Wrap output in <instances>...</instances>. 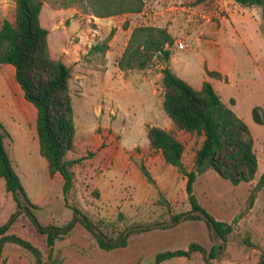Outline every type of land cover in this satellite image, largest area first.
Wrapping results in <instances>:
<instances>
[{
  "label": "rangeland",
  "instance_id": "1",
  "mask_svg": "<svg viewBox=\"0 0 264 264\" xmlns=\"http://www.w3.org/2000/svg\"><path fill=\"white\" fill-rule=\"evenodd\" d=\"M219 1L221 3L217 0L200 1L203 9L213 10L210 15L212 21L235 2ZM196 3V0H143L142 10L138 13L104 17L94 23L84 0L42 2L39 22L48 31L50 56L63 62L70 70L68 83L75 126L70 157L77 159V163L73 166L72 187L67 201L91 217L110 236H115L125 227L149 226L143 231L131 232L125 246L105 251L99 249L89 233L76 222L61 240L53 244L56 264H152L157 252L186 249L191 242L208 251L215 243L202 220H180L166 228H153L154 223L169 222L171 214L189 210L190 204L185 191V177L166 164L158 151L149 147L146 126L157 125L169 130L183 144L181 159L188 170L193 166L194 152L201 136L175 129L162 111L160 63L155 58L143 69L119 70L116 65L120 56L118 49L124 41L121 32L124 23L131 29L136 25L163 27L174 37L171 45L173 71L188 85L198 88L205 76V62L215 64L216 48L214 45L207 48L201 37L200 43L195 45L193 38L196 32H192L194 29L190 27L188 15ZM252 6L250 11L260 21L261 29L263 7ZM13 16L14 0H0V23L2 19L12 21ZM117 25L120 34L116 36L114 51L108 54L113 66L109 65L107 69L103 66L105 53L89 51L111 29L116 35ZM179 42L185 46L184 49L177 47ZM225 46L226 49L229 47ZM208 81L216 87L223 103H227L232 94H238L233 86L221 89L219 81L210 78ZM13 83L10 66L0 65V123L10 135L3 140L4 149L26 196L34 205L31 211L36 220L41 225L61 226L72 215L71 209L64 205L62 179L57 173L51 178L48 176L46 162L38 153L34 123L25 121L11 100L6 84ZM242 97L253 102L264 99V85L258 84L256 94ZM16 103L19 105L20 102ZM238 112L244 114L243 105ZM245 116L243 120L257 142L254 149L257 167L253 178L249 182L232 184L208 169L192 183L196 202L215 220L227 219L228 223L247 212L251 188L264 171V126L253 122L251 114ZM100 131L106 133L104 149L88 154L99 145ZM140 164L149 173L150 181L140 173ZM252 197L251 212L239 230L250 229L264 253V186L255 190ZM14 212V202L4 191L0 178V224L6 223ZM118 213H121V218L117 217ZM241 232L233 224L223 250L211 264H259V255L240 245L241 238L246 236ZM6 233H13L36 246L43 264H47L44 236L35 231L25 212L16 216ZM0 264L34 262L26 250L13 243H5ZM159 264L204 262L198 252H193L188 258L173 257Z\"/></svg>",
  "mask_w": 264,
  "mask_h": 264
},
{
  "label": "trees",
  "instance_id": "2",
  "mask_svg": "<svg viewBox=\"0 0 264 264\" xmlns=\"http://www.w3.org/2000/svg\"><path fill=\"white\" fill-rule=\"evenodd\" d=\"M43 1L14 0L13 20L2 19L0 23V65L7 64L11 68L12 80L23 100L18 105L20 113L25 121L34 123L38 153L46 162L48 176L51 178L57 173L61 177L64 205L71 209L72 215L61 226L39 224L31 211L34 205L26 196L4 149L3 140L10 138V135L0 123V178L3 180L4 191L10 194L15 207V212L8 221L0 224V258L3 245L13 243L29 252L34 264H43L41 252L36 246L13 233H6L16 216L25 212L35 231L44 236L47 264H56L53 244L61 240L76 222L89 233L96 246L105 251L125 246L131 232H140L149 226L125 227L115 236H110L91 217L67 201L72 187L73 166L77 163V159L70 157L75 134L68 83L70 70L63 62L50 56L48 31L39 22ZM84 1L91 16L96 18L138 13L143 7V0ZM200 1L203 0H196ZM234 1L243 6L261 5L264 19V0ZM122 27L125 28L126 23ZM112 35L113 29L102 41H96L89 52L105 53ZM173 40V35L163 27L136 25L130 30L116 65L119 70L143 69L155 58L160 63L162 111L175 129L201 136V142L194 152L193 166L188 170L181 159L183 144L169 130L157 125H147L145 128L149 147L158 151L166 164L173 166L185 177V191L190 204L189 210L171 214L169 222L154 223L153 228H166L180 220H202L211 240L215 242L208 251L191 242L186 249L157 252L152 264H159L173 257L188 258L193 252H198L203 262L209 264V259L218 258L223 250L228 235L233 231L235 220L228 223L215 220L209 215L196 202L192 194V183L208 169L232 184L248 182L254 176L257 159L252 148L253 138L247 126L220 100L210 82L203 80L200 87L195 89L172 70L169 61ZM204 73L211 78H221L220 73L214 70L204 69ZM251 118L257 124L264 122L260 107L251 108ZM99 134V145L88 154L104 149L106 133L100 131ZM139 171L150 181L149 173L142 164L139 165ZM263 186L264 171L251 188L247 198L248 207L252 204L253 192ZM117 217L121 218V213ZM240 243L247 247L253 246L247 234L241 238ZM258 263L264 264L263 251L259 254Z\"/></svg>",
  "mask_w": 264,
  "mask_h": 264
},
{
  "label": "crops",
  "instance_id": "3",
  "mask_svg": "<svg viewBox=\"0 0 264 264\" xmlns=\"http://www.w3.org/2000/svg\"><path fill=\"white\" fill-rule=\"evenodd\" d=\"M217 2L221 3V1L219 0H217ZM228 7L229 8H225V11L222 15H217V19L215 21H212L210 20V15L212 14L213 10L203 9L202 2H197L189 9L188 19L191 22V29H194L192 30V32H196L193 38V40L195 39L196 41V44H194H199L201 41V37L207 48H209L211 45H214L216 48L214 55L215 64L210 65L208 62H205L203 71L204 69L217 71L218 73H220L221 78L216 79L205 75L203 78H201V82L203 80L208 81V78H210L219 81V87L221 89H225L226 86L235 87L238 93L237 96L235 94H232L228 97L227 103L224 104L228 106L238 118L244 121L243 119H245V115H248V113L251 114V108L253 106L260 107L261 112L264 116V99H261L258 102H253L250 98L242 97L245 95L250 97L251 95L256 94L258 84L264 85V22L263 28L260 29V21L254 17V15L252 14L253 11H250V8L253 7L252 5L249 7L234 2V4L230 3ZM92 19V22L96 23V20L100 21L105 18L92 17ZM115 28L116 35H113L109 40L108 49L106 50L104 55L106 63H104L103 66H106L107 69L109 65H112L109 61L110 59H108V54L109 52L114 51L113 47L116 44V36L120 34L118 25ZM130 29L131 28L128 25L124 28V30L121 31L124 35V41L121 48L118 49V56L121 54L124 48V44L130 33ZM96 30L97 28L94 29V31ZM226 44L231 48L228 47L226 49ZM169 65L171 68H173L171 57ZM210 84L212 85L211 81ZM6 85L8 86L10 91L11 100L14 101L20 113L19 107L16 103V101L20 103L23 101L20 91L15 83ZM212 87L218 94V90L216 89V87H214L213 85ZM242 105L244 107V114H240L238 112V110L241 109ZM244 123L247 126L245 121ZM260 125L264 126V122ZM256 144V139L253 138V150L255 149V147H257ZM261 189H263V187ZM252 206L253 203L251 204L247 212H245L235 221V229H237L239 232H241L239 230L240 225L244 223L245 217L248 213L251 212ZM221 221L228 222L227 219ZM241 233L247 234L249 236L250 242H252L253 244L252 247H248L250 252H255L259 255L260 252H262V250H260L261 245L257 241H255L254 233L247 227L243 228V231ZM249 254L247 255V257H249ZM213 260L214 259H209L208 263L211 264Z\"/></svg>",
  "mask_w": 264,
  "mask_h": 264
},
{
  "label": "built area",
  "instance_id": "4",
  "mask_svg": "<svg viewBox=\"0 0 264 264\" xmlns=\"http://www.w3.org/2000/svg\"><path fill=\"white\" fill-rule=\"evenodd\" d=\"M177 47L179 49H184L185 48V46L181 42L177 43Z\"/></svg>",
  "mask_w": 264,
  "mask_h": 264
}]
</instances>
